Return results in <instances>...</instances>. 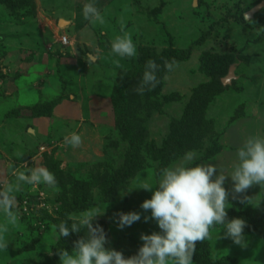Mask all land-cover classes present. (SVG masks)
Segmentation results:
<instances>
[{"label": "rangeland", "instance_id": "rangeland-1", "mask_svg": "<svg viewBox=\"0 0 264 264\" xmlns=\"http://www.w3.org/2000/svg\"><path fill=\"white\" fill-rule=\"evenodd\" d=\"M87 2L0 0V189L35 161L58 182V190L21 182L0 264H60L57 251L71 253L85 230L63 238L52 225L94 206L105 246L131 257L142 233L160 231L144 222L151 213L140 205L152 196L139 189L144 183L157 187L160 169L183 163L187 152L195 158L186 166L210 162L229 175L246 139L264 137V0H94L103 25L84 19ZM121 18L137 54L118 68L109 52L123 34ZM173 58L178 67L167 72L164 60ZM150 59L159 84L141 95ZM72 132L78 148L64 143ZM224 186L228 218L247 222V247L216 225L197 243L193 264H264V189L233 199L230 177ZM243 195L249 203L239 202ZM133 211L141 220L120 230L113 214Z\"/></svg>", "mask_w": 264, "mask_h": 264}, {"label": "clouds", "instance_id": "clouds-1", "mask_svg": "<svg viewBox=\"0 0 264 264\" xmlns=\"http://www.w3.org/2000/svg\"><path fill=\"white\" fill-rule=\"evenodd\" d=\"M83 17L93 25L105 24L104 16L94 0L84 4ZM119 23L123 34L116 35L111 40L109 56L119 57L120 59L113 58L111 62L122 68L121 59L135 57L137 49L131 33L124 30L123 18ZM159 67L154 60L146 61L142 79L136 88L138 94L143 95L145 90L151 91L159 84L156 75ZM176 67L178 62L174 58L171 61L164 60L167 72L174 71ZM64 143L78 148L82 145V139L76 132H72L64 137ZM236 157L231 173L225 175L210 162L186 166L187 162L195 158L194 152H187L183 163H173L160 169L157 187L144 183L139 189L152 192L151 199H146L140 205L144 212L151 213L150 216H144V222L154 220L160 231H154L150 235L142 233V246L131 257L126 258L122 252L105 246L109 243L105 230L98 223L94 226V221L102 216L98 206L78 214L69 213L65 221L52 225V228L58 229L63 238H68L73 233L79 234L82 229L85 231L83 236L73 241L71 253L65 249L57 251L60 264H193L197 243L209 238L210 229L216 225L224 230V238L247 247L244 235L247 222L242 218H228L226 209L230 193L224 185L230 177L233 199L255 185L264 189V137H248L237 150ZM21 168H26L27 174ZM217 171L219 175H216ZM13 175L16 183H7L0 189V212L6 218V224L0 225V249H7L9 246L5 239V233L8 232L6 225H15L18 220L13 211L17 207L14 193L21 191V182L28 185L43 183L58 190L55 174L36 164V161L34 167L21 164ZM250 200V197L243 195L239 202L249 203ZM113 217L120 230L141 220V214L135 211L114 213ZM68 221H71L70 227Z\"/></svg>", "mask_w": 264, "mask_h": 264}, {"label": "water", "instance_id": "water-1", "mask_svg": "<svg viewBox=\"0 0 264 264\" xmlns=\"http://www.w3.org/2000/svg\"><path fill=\"white\" fill-rule=\"evenodd\" d=\"M263 7L262 5H258L257 7H255L254 9H252L251 11H249L246 15H245V19L249 20L251 19L255 13H257L261 8ZM66 25H68L65 21L61 20L59 26L60 27H65Z\"/></svg>", "mask_w": 264, "mask_h": 264}, {"label": "trees", "instance_id": "trees-1", "mask_svg": "<svg viewBox=\"0 0 264 264\" xmlns=\"http://www.w3.org/2000/svg\"><path fill=\"white\" fill-rule=\"evenodd\" d=\"M244 17H245V16H244ZM125 74H127V75H129V76H130V77H129V78H130V80H129V81H130L131 83H133V82H134V80H135V79H134V78H132V77H138V76H135L134 74H132L131 72H129V73H125ZM138 81H139V79H138ZM134 85H135V84H134ZM135 86H136V85H135ZM220 86H222V84H221V83H220ZM112 187H113V186H112ZM137 252H138V251H137ZM137 252L133 253L132 255H135Z\"/></svg>", "mask_w": 264, "mask_h": 264}, {"label": "built area", "instance_id": "built-area-1", "mask_svg": "<svg viewBox=\"0 0 264 264\" xmlns=\"http://www.w3.org/2000/svg\"><path fill=\"white\" fill-rule=\"evenodd\" d=\"M63 42L66 43V38H63Z\"/></svg>", "mask_w": 264, "mask_h": 264}]
</instances>
